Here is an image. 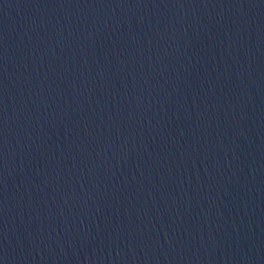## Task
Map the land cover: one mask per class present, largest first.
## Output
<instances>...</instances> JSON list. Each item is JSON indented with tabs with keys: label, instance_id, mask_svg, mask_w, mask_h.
Instances as JSON below:
<instances>
[{
	"label": "water",
	"instance_id": "water-1",
	"mask_svg": "<svg viewBox=\"0 0 264 264\" xmlns=\"http://www.w3.org/2000/svg\"><path fill=\"white\" fill-rule=\"evenodd\" d=\"M0 264H264V0H0Z\"/></svg>",
	"mask_w": 264,
	"mask_h": 264
}]
</instances>
